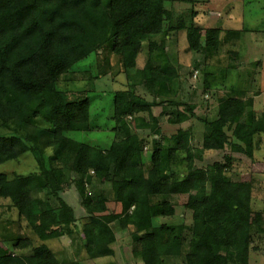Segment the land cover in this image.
Listing matches in <instances>:
<instances>
[{"label": "trees", "instance_id": "obj_1", "mask_svg": "<svg viewBox=\"0 0 264 264\" xmlns=\"http://www.w3.org/2000/svg\"><path fill=\"white\" fill-rule=\"evenodd\" d=\"M196 7L187 18L172 0H0V127L11 132L0 135V164L31 151L39 165L27 173L0 171V196L12 201L33 233L69 236L75 255L82 247L90 257L112 255L111 243L117 240L112 223L117 221L129 229L133 252L144 264L177 258L183 264H250L251 251L260 248L252 245L255 226L264 234V212L253 208L252 180L230 171L232 153L206 166L195 159L205 149L229 143L254 160L256 137L264 131V111L254 108L256 93L230 86L218 96L216 116L198 115L205 127L200 148L192 145L193 126L179 127L167 144L158 136L151 139L147 160L143 153L149 140L138 131L147 126L160 133L154 107L164 109L160 94L182 84L172 41L153 35L183 33L187 48L203 60L223 43L222 26L199 24ZM146 40L148 58L140 78L160 98L150 100L133 85L115 86L108 92L106 120H97L92 111L96 74L80 88L71 86L75 78L70 74L99 51L108 63L113 53L125 70L134 68ZM212 76L211 70L204 72L206 90L215 83ZM185 107L170 121L182 123L195 115V104ZM29 125L37 127L29 130ZM97 127L115 135L97 142L77 137ZM48 145L54 150L49 161ZM102 181L111 187L101 188ZM65 183L76 185L88 211L84 221L62 195ZM175 193L188 194L192 221L156 224V212L175 213L169 200ZM17 231L12 227L4 236L16 241L17 252L0 239V264H72L75 259L61 258Z\"/></svg>", "mask_w": 264, "mask_h": 264}, {"label": "rangeland", "instance_id": "obj_2", "mask_svg": "<svg viewBox=\"0 0 264 264\" xmlns=\"http://www.w3.org/2000/svg\"><path fill=\"white\" fill-rule=\"evenodd\" d=\"M172 1L173 7L176 11L183 12L187 18L190 17L192 10L197 6L198 14L195 16V20L203 26L206 25L208 18H206L202 12L205 14H213L212 16L215 20L209 19L208 24L214 26L223 25L226 31H223L221 34L223 40L221 46L213 50L215 58H218L215 65L211 59L203 60L202 55L189 50L183 33L174 32L173 34L166 36V34H163L162 32L153 35L155 39L161 40L165 36L168 40L172 41L171 46L175 48V54L177 56V60L175 56H173V60L177 64V69L183 77L181 79L182 84L175 92L160 94L161 97H164L166 100L164 109L162 107L164 105L162 104L154 107V113L159 117L160 133L155 134V132L147 126L138 129V131L145 134L149 140L143 153L147 160L151 148V139L158 136L164 140V144H167V138L172 133L176 132L179 127L193 126L194 137L192 138V145L194 148L202 147V138L205 127L197 116L202 115L214 117L217 115L218 96L225 92L228 87L227 85H229L232 80L234 81V78H237L236 73L239 72V69L238 72H235L237 69L233 70L232 67H237L236 65L239 61L242 62L240 68L242 67L243 70H240L241 80L240 84L237 83V87H240V89H248L251 93L256 90L264 91V63L260 64L255 63V61L253 62L254 58L264 57V55H262L264 49V0H244V2L240 0L241 3H238L236 0L238 3L236 7L232 6V3L230 4V2H228L229 0ZM202 9L205 10L201 11ZM228 9L237 14L240 13L238 15L243 16V19L246 22V25H244L245 27H241L235 19H232L231 23H226L225 20H217L221 17H226ZM147 50L148 41L146 40L142 43V49L137 59V66L130 68L129 70L124 69V67L118 62L117 56L113 53L110 54V63H108L105 59L106 53L104 51H99L96 56L90 55L82 60L79 63V66L75 67L74 71L70 74V76L75 78L74 82L71 83L73 88L85 86L84 83L91 78L92 74H96L94 79V108L92 107V111L95 113L94 116L98 114L97 120H106L104 116L108 113L109 101H111V98L108 97V92H112V89L115 88V86L133 85L135 91L145 95L150 100H158L160 98V95L148 91L140 78L142 70L147 62ZM91 62L92 65L90 64ZM227 66L231 67L227 68ZM206 70L213 71L215 75L212 76V79H214L212 82L215 83L210 90H206L203 86L204 72H206ZM230 73H232V77L226 76ZM175 100H180L182 105L177 106ZM186 103L195 104V115L182 123L171 122L170 117L172 114L178 109H185ZM98 111L100 112L97 113ZM142 115L145 116L146 119L149 118L147 112H143ZM128 119L132 120L131 128L134 131L135 126L133 123V117H128ZM112 124L113 122H110L109 127H111ZM35 127L37 126L29 125L28 129L34 130ZM94 130L95 131L92 132L88 131L87 135L77 133V137H85V139H91L97 142L96 140L107 141L109 134L115 135L113 130L109 131L108 129H100V127H97ZM22 133L25 134L24 131H22ZM2 134L9 135L11 132L4 127H0V135ZM44 138L45 134H42L41 140H45ZM53 153L54 150L51 146H45V157L46 159L48 158L47 161H49V158ZM228 153H232L236 157L230 171L233 174H238L241 179L252 180L254 185L253 208L254 210H261L264 212V146H259V150L256 149L257 161H254L244 153L233 151L231 145L228 143L224 149H205L202 151V156L196 157L195 164L198 166H206L214 160H224V155ZM55 163L57 165L63 164L58 159L55 160ZM38 168V161L31 151L0 164V171H6L10 174L14 171L27 173ZM99 186L104 189L111 187L110 183L105 181L99 182ZM61 192L74 207L78 217L82 218L84 221L85 218L88 217V211L81 203V197L76 185L74 183H65L63 184ZM187 199V193L172 194L169 197V200L175 205V213L173 215H164L161 211L156 212V215L153 218L154 222L156 224L164 222H191L192 210L186 205ZM110 207L114 208L116 206L114 203H111ZM112 225L117 235V240L111 243L115 250L114 254L98 256L97 258L90 257L87 254L86 249L83 248V251L81 250L82 254L75 255L73 254L74 249H72L74 246L71 243L72 240L69 236L59 234L58 231H54L50 234L36 235L27 226V220L24 216L21 218L19 211L14 207L12 201L9 198L0 196V239L15 252H17L16 241L10 238L4 239L5 235L8 236V234H10V229H12V227L15 229V232L18 230L16 233L17 235L23 237L31 236V238H33V243L37 245L41 243L47 244L61 258L65 257V255L68 257L74 256L75 259L72 264H144L142 259L139 256H136L133 252L132 239L128 235L129 229L120 228L117 221L112 223ZM254 230L252 245L260 244V248L251 251L250 264H264V234L261 235L260 232L257 231L256 226ZM261 236L263 237L261 238ZM167 263L183 264V261H181V258H177L175 260H167Z\"/></svg>", "mask_w": 264, "mask_h": 264}, {"label": "crops", "instance_id": "obj_3", "mask_svg": "<svg viewBox=\"0 0 264 264\" xmlns=\"http://www.w3.org/2000/svg\"><path fill=\"white\" fill-rule=\"evenodd\" d=\"M243 2H244V0H242ZM228 2H230V4L232 5V6H235L236 7V5H238V3H241V1L240 0H237V2H236V0H233V1H228ZM227 2V3H228ZM235 2V3H234ZM239 7H240V5H239ZM203 10H205V9H203ZM211 12V11H210ZM200 14H201V11H200ZM202 14L203 15H205L206 16V18H208L207 19V21H209V19H211V20H215L214 18H213V14H205L204 12H202ZM238 14H240V13H238ZM236 12H233V11H231L230 9H228V11H227V15H226V17L224 16V17H221L220 19H217V20H225V22L226 23H231V20L232 19H235V20H237V22L239 23V25L242 27V26H244V25H246V22H245V20L243 19V16H241V15H238ZM213 18V19H212ZM207 23V22H206ZM208 24V23H207ZM245 27V26H244ZM222 31H221V34L223 33V31H226L225 30V28L223 27V25H222ZM226 36V35H225ZM225 36H223V37H225ZM221 38H222V36H221ZM227 38V37H226ZM173 52H172V55H174L175 56V58H176V60H177V56H176V54H175V48L173 47V50H172ZM262 55H264V49H263V52H262ZM179 57V56H178ZM213 62H214V65L216 64V62L218 61V58H215V56L213 55V57L212 58H210ZM179 60H180V58H179ZM255 61V63H260V64H262V63H264V57H260V58H254L253 59V62ZM174 62V64H175V66H176V68L178 67L177 66V64L175 63V61H173ZM242 62L241 61H239V63L236 65L237 67H232V69L233 70H236L235 72H238V69H239V72L238 73H236V75H237V78H234V81L232 80V82L229 84V85H227L228 87H232V86H237V83L238 84H240V80H241V76H240V74H241V72H240V70L242 71L243 70V68L241 67L240 68V64H241ZM229 67H231V66H227V68H229ZM213 72V71H212ZM229 72H230V70H229ZM231 74L232 73H230V74H227L226 76H230V77H232L231 76ZM235 75V76H236ZM225 76V77H226ZM261 77V76H260ZM243 78V77H242ZM237 79H238V81H237ZM244 81V80H243ZM224 85H226V84H224ZM227 87V88H228ZM240 88V87H239ZM256 94L254 95V108L256 109V110H259V111H264V91L263 90H259V91H254ZM258 92V93H257ZM263 137H264V131H262L257 137H256V141H257V143H256V146H255V152H254V161H257V158H256V156H257V154H256V149L257 150H259V146H264V140H263ZM261 149V148H260ZM253 187H254V185H253ZM84 247H82V249H83ZM73 249V248H72ZM81 249V250H82ZM85 249V248H84ZM83 251V250H82ZM82 251H80V253L78 254V255H80V254H82ZM98 257V256H97ZM96 257V258H97Z\"/></svg>", "mask_w": 264, "mask_h": 264}]
</instances>
